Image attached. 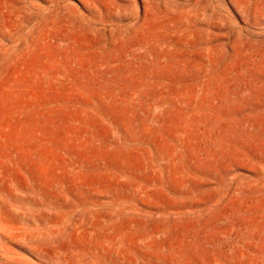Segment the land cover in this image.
<instances>
[{"label": "rangeland", "instance_id": "obj_1", "mask_svg": "<svg viewBox=\"0 0 264 264\" xmlns=\"http://www.w3.org/2000/svg\"><path fill=\"white\" fill-rule=\"evenodd\" d=\"M0 264H264V0H0Z\"/></svg>", "mask_w": 264, "mask_h": 264}]
</instances>
